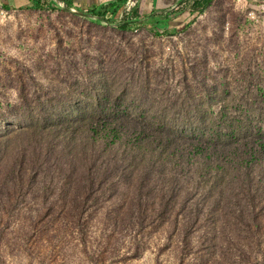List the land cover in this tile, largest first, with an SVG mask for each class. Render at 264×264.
<instances>
[{
    "label": "trees",
    "instance_id": "16d2710c",
    "mask_svg": "<svg viewBox=\"0 0 264 264\" xmlns=\"http://www.w3.org/2000/svg\"><path fill=\"white\" fill-rule=\"evenodd\" d=\"M126 1L107 6L111 24ZM215 1L181 0L186 6L173 13L197 16L210 11ZM34 2L45 6L42 0ZM93 11L107 16L106 10ZM133 14L124 16L118 27H104L122 34L112 46L123 57L128 53L123 39L134 44L126 32L141 23L152 30L162 22H137V7ZM168 25L159 28L167 31ZM75 58L87 74L80 77L71 69L63 89L61 81L53 88L30 72L13 77L19 100L7 102L10 109L3 110L1 118L28 125L18 133L20 150L0 182V204L33 200L42 209L30 213L32 220L44 218L75 231L84 214L125 194L124 203L109 213L119 236L129 237L132 244L144 231L160 226L162 217L172 214L174 202L211 215L224 200L238 199L234 215L224 217V223L236 227L247 228L253 221L244 216L248 208L261 206L264 212V85L257 75L238 70L231 82L210 81L209 76L202 79L203 70H193L189 78L185 68L179 74V90L168 80L166 86L147 77L139 86L117 82L118 89L111 81L116 69L110 71L107 60L93 73L82 55ZM128 59V68L138 67L144 55L135 50ZM9 141L0 136V162L11 154ZM122 189L125 193L119 192ZM197 195L202 199L195 202ZM134 249L138 255V247Z\"/></svg>",
    "mask_w": 264,
    "mask_h": 264
},
{
    "label": "rangeland",
    "instance_id": "374dc122",
    "mask_svg": "<svg viewBox=\"0 0 264 264\" xmlns=\"http://www.w3.org/2000/svg\"><path fill=\"white\" fill-rule=\"evenodd\" d=\"M42 2L43 7L34 0L0 4L5 11L0 15V136L11 139V154L0 162V182L20 150L22 140L18 133L23 125H28L1 118L3 110L10 109L7 102L19 100L13 79L17 73H33L41 84H52L53 88L61 81L63 89L71 69L80 77L87 74L84 64L75 58L79 54L90 62L87 70L93 73L107 60L110 71L116 69L111 81L118 89L117 82L123 87L127 83L139 86L147 77L166 86L168 80L173 90H179V74L185 68L189 78L193 77V70L200 73L203 70L202 79L209 76L210 81L229 82L235 79L238 70H244L246 74L257 75L264 85V0H216L208 12L190 17L176 11L168 22L161 20L164 13H160L152 20L162 21L159 23L162 28L171 24L170 29L165 31L155 25L151 30L144 23L135 26L126 32L133 35L135 45H128V37L123 39L128 46L127 57L118 55L112 46L122 34L104 27H118L124 16H133L135 2H125L127 11L124 16L114 17V24L107 19L111 15L96 18L94 9L88 5L60 0ZM183 6L186 3L179 0L173 8ZM135 50L143 53L144 59L138 67L128 68L131 62L128 56ZM95 52L100 58L95 59ZM110 53L114 56L109 57ZM123 198L125 194L116 195L111 203L91 209L82 216L79 228L83 230L75 231L56 227L58 223L44 218L32 220L30 213L42 209L33 200L22 205H16L15 201L0 204V264H264L261 206L256 210L248 208L244 216L253 221L246 228L224 223L225 214H233L238 207V199L226 200L227 203L222 199L217 210L212 208L211 215L188 211L174 202L172 214L164 215L160 226L144 231L132 244L129 237L119 236L109 213L113 206L122 205ZM201 199L199 195L194 198L195 202ZM225 204L227 210H223ZM135 247L140 251L138 255Z\"/></svg>",
    "mask_w": 264,
    "mask_h": 264
},
{
    "label": "crops",
    "instance_id": "0c3cea01",
    "mask_svg": "<svg viewBox=\"0 0 264 264\" xmlns=\"http://www.w3.org/2000/svg\"><path fill=\"white\" fill-rule=\"evenodd\" d=\"M21 1H25V0H0V4L6 3V4L13 5ZM60 1L63 2L62 0ZM117 1L118 0H66V2L68 3L74 2L76 3V5H79V6L88 5L92 9L96 8L97 10H102V11L106 10L107 15H112L111 11L107 10L108 9L107 6L110 3L117 2ZM178 1L179 0H129L128 4L132 2H135L136 4H138V5L135 4L137 7L138 14H139V17L136 20L137 22H144V21H147V19L149 18L150 19L156 18L155 16H157L160 13H164V16H165V14L169 10H171ZM127 6L128 5H126L124 2L114 17L124 16L127 11L126 9L128 8ZM135 9L136 8H132V10H135ZM173 14L174 13L172 11L171 14L166 19H164V16H163L161 20L166 21L168 18L172 17Z\"/></svg>",
    "mask_w": 264,
    "mask_h": 264
},
{
    "label": "water",
    "instance_id": "95a60500",
    "mask_svg": "<svg viewBox=\"0 0 264 264\" xmlns=\"http://www.w3.org/2000/svg\"><path fill=\"white\" fill-rule=\"evenodd\" d=\"M66 1V0H65ZM61 5V4H60ZM66 4H64V5H61V6H65ZM68 10H71V11H74V9H72V8H70V7H67V6H65ZM175 10V8H172L171 10H169L166 14H165V16H164V19H166L170 14H171V12L172 11H174ZM83 15H87V14H83ZM94 16L96 17V18H98V19H104L103 17H101V16H99V15H97V14H94Z\"/></svg>",
    "mask_w": 264,
    "mask_h": 264
},
{
    "label": "built area",
    "instance_id": "2783aa9c",
    "mask_svg": "<svg viewBox=\"0 0 264 264\" xmlns=\"http://www.w3.org/2000/svg\"><path fill=\"white\" fill-rule=\"evenodd\" d=\"M5 11L3 8L0 7V15L3 14ZM123 21L121 20L120 23H122Z\"/></svg>",
    "mask_w": 264,
    "mask_h": 264
}]
</instances>
